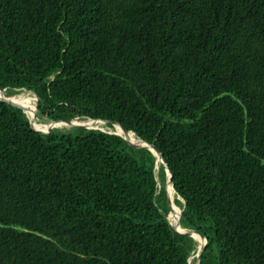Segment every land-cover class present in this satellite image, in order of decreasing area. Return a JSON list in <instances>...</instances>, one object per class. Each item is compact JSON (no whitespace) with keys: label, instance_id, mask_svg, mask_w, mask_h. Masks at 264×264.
<instances>
[{"label":"trees","instance_id":"16d2710c","mask_svg":"<svg viewBox=\"0 0 264 264\" xmlns=\"http://www.w3.org/2000/svg\"><path fill=\"white\" fill-rule=\"evenodd\" d=\"M0 90L136 133L200 264H264V0H0ZM24 102L0 100V264L196 263L149 149Z\"/></svg>","mask_w":264,"mask_h":264},{"label":"water","instance_id":"95a60500","mask_svg":"<svg viewBox=\"0 0 264 264\" xmlns=\"http://www.w3.org/2000/svg\"><path fill=\"white\" fill-rule=\"evenodd\" d=\"M32 94H34L35 98H36V105H35V117L37 118V115H36V111H37V102H38V96L32 92V91H29V90H26ZM0 94L2 96H0V100L2 101H6V102H9V103H14L13 100L10 99V97H6L4 96V94H6L5 91H1L0 90ZM23 110L24 112L27 114L26 112V109L23 107ZM28 115V114H27ZM29 119H30V124L31 126L36 130V131H39V132H46V130H52L54 128H52L51 126L45 129H39L37 128V123L35 122V119L30 117L28 115ZM78 121H88V122H104L106 124H111L113 125L114 127V131H110V133H113V134H116V135H120L122 137H124L130 144H134L136 143L137 145H139L140 147H143V148H147L149 149L157 158V166H156V169L158 170L159 169V166L162 165L164 166L165 170H166V173H167V177H168V180H167V189H168V194H169V198H170V202L172 203V207H171V211H170V214L168 215V221L169 223L174 227L176 228L178 231H180L182 234L186 235V236H189V237H192L195 241H196V237L199 236L200 238H202L203 240V243L202 245L198 248V253L196 255V263L195 264H200V261H201V257H202V254H203V251L205 249V246L207 244V239L202 235L200 234L199 232L197 231H194V230H189L187 228H183L180 224V218L185 210V207H186V203L185 201L180 197L178 196L177 198L179 200H181V202L184 204L183 208H180L178 207L176 204H175V198L172 197V191L174 190V192L176 193L175 191V188H174V185H173V177H172V173L168 167V164L166 163V161L164 160L161 152L159 149H157L154 145L152 144H149L148 142L142 140L136 133L134 132H129V131H126V130H123L119 124L117 122H114V121H105V120H100V119H82V118H76L70 122H66V123H59V122H54L52 121L50 123V125H56V124H60V125H67V126H70V128H88V129H100V130H103L105 131L103 128H100V127H88V126H85L83 124H79L77 123ZM119 129L120 131L122 132H126V133H133L135 136H136V139L135 141L136 142H133L131 141L126 135H124L123 133H120L119 132ZM160 159V160H159ZM160 163V164H159ZM177 194V193H176ZM175 208H178L180 210V214H179V220L177 223H173V221L171 220V216L174 212V209ZM190 263H191V259L189 260Z\"/></svg>","mask_w":264,"mask_h":264},{"label":"bare ground","instance_id":"6f19581e","mask_svg":"<svg viewBox=\"0 0 264 264\" xmlns=\"http://www.w3.org/2000/svg\"><path fill=\"white\" fill-rule=\"evenodd\" d=\"M0 96H2L1 94H0ZM4 96H6L7 97V95H4ZM33 99V96L28 92V91H25V92H21L20 94H18V95H14V97H10V99L11 100H13L14 102H23V100H27V99ZM32 107H31V110H30V117H32V118H34L35 119V122L37 123V128H39V129H44V128H48V127H52V128H59V129H64V128H70V126H67V125H60V124H56V125H50V124H45L44 122L43 123H41V122H39L38 120H37V118L35 117V105H36V98H35V96H34V100H32ZM77 123H79V124H83V125H85V126H87V125H90V126H88V127H100V128H104V129H106V130H108L109 129V127L107 126V124L106 123H104V122H88V121H78ZM119 132L120 133H123L124 135H126L131 141H133V142H136L135 141V139H136V136L133 134V133H126V132H122V131H120V129H119ZM160 160V159H159ZM160 164V163H159ZM160 172V171H159ZM176 193L174 192V190L172 191V197L173 198H176ZM175 211V210H174ZM174 213V212H173ZM179 214H180V210H179V212L177 213V215L175 216H173V214H172V216H171V220L173 221V223H177L178 222V220H179ZM199 239H200V237L199 236H197L196 237V242H197V245H198V248L200 247L199 246ZM202 239V238H201ZM202 243H203V240H202ZM193 257V256H192Z\"/></svg>","mask_w":264,"mask_h":264},{"label":"rangeland","instance_id":"374dc122","mask_svg":"<svg viewBox=\"0 0 264 264\" xmlns=\"http://www.w3.org/2000/svg\"><path fill=\"white\" fill-rule=\"evenodd\" d=\"M26 90H21V91H17L18 92V94H20L21 92H25ZM30 93V92H29ZM17 94V95H18ZM32 96H33V99H25V100H23V101H25L24 103L26 104V107H25V109L29 112V114H30V110H31V107H32V100H34V94H32V93H30ZM4 95H6V94H4ZM7 97H14V96H7ZM37 120L39 121V122H41V123H45V124H50L51 122L49 121V120H47V119H39L38 117H37ZM108 125V124H107ZM48 129V128H47ZM59 129V128H58ZM104 129V128H103ZM63 130H69V128H64ZM105 131H108V132H112V131H114L113 129H111V128H109L108 130H106V129H104ZM176 197H177V194L175 195ZM178 212H179V210H178ZM176 216L177 215V213H175V211H174V213H173V216ZM197 246V248H196V251H195V253L192 255L193 257H191V262H193L194 261V259H195V257H196V255H197V253H198V245H196Z\"/></svg>","mask_w":264,"mask_h":264}]
</instances>
